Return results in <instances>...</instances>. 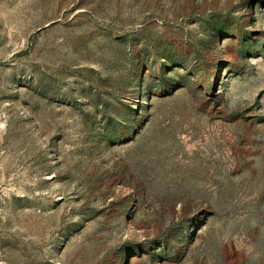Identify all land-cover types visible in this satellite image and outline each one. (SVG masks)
<instances>
[{
    "label": "rangeland",
    "instance_id": "1",
    "mask_svg": "<svg viewBox=\"0 0 264 264\" xmlns=\"http://www.w3.org/2000/svg\"><path fill=\"white\" fill-rule=\"evenodd\" d=\"M0 264H264V0H0Z\"/></svg>",
    "mask_w": 264,
    "mask_h": 264
}]
</instances>
